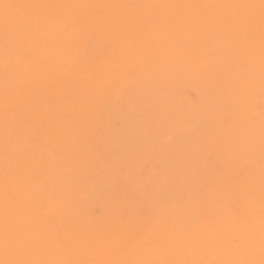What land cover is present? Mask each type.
Segmentation results:
<instances>
[{
	"label": "rangeland",
	"instance_id": "obj_1",
	"mask_svg": "<svg viewBox=\"0 0 264 264\" xmlns=\"http://www.w3.org/2000/svg\"><path fill=\"white\" fill-rule=\"evenodd\" d=\"M136 1L14 0V2L22 4L90 6L55 10V16L67 17L75 22L70 31L66 32L50 21L31 36L33 41L31 59L27 62L24 72L27 89L20 106L25 123L21 124L16 131L19 133L22 143L32 146L31 157L23 163L24 171L28 174L23 172L19 182L25 189L30 186L34 195L26 194L25 197L28 199L23 198L25 199L23 203L28 211L24 208L22 219L26 218L24 222L32 228L33 234L38 238L47 235L59 223L55 227H59L61 230L60 241L63 251L56 252L51 248H46L44 251L34 252L29 258H43V260H64L66 258L65 261L72 259L74 264H111L116 261L124 262V264H161L165 261H206L212 262V264L244 261L246 264H261L264 255L260 250V153L258 149L259 71H261L260 0H243V2L256 6L253 9L255 16L254 50L249 53L241 40L234 44L231 57H225L222 45L210 38V33L215 29L214 22L197 9L171 7L145 9L105 7L101 9L93 6H111L114 3L115 5H139V2H144L140 3L141 5H195L238 2V0ZM21 14H27V10H21ZM97 27L103 29L105 46L99 51L89 50L86 40L82 38ZM69 50L71 54H68ZM242 64L248 66V71H239L238 66ZM130 69L135 74V84L130 83ZM96 72L99 75H95ZM211 73L226 76L233 89L241 96L247 94L249 87L255 93L257 117L254 134L257 150L253 157V166L250 169L255 207L251 213L246 209L242 212L220 213L214 200L210 196H205L201 199V206L205 209L204 214L207 217L205 221L186 218L172 225L164 217L157 215L155 208L143 198L140 188L141 170L154 169L155 165L144 152L142 145L146 139L162 137L166 140L169 134L175 137L173 142L165 145L168 168L163 166L160 168L161 173H166L169 168L174 169V173L170 176V182L165 191L154 194L152 198L154 201L166 200L169 208L181 206L190 193L198 187L201 177L215 174L223 167L218 146H214L210 150L209 158L206 161L197 162L191 158V152L195 148L197 139L204 134L201 127L195 126L191 122L194 121L205 103V96L200 87L201 82ZM250 76L252 77L251 81L249 80ZM103 79L105 82L102 81ZM73 80L75 81L73 82ZM82 88L83 90H81ZM78 92L81 94L79 95ZM117 92L126 95L123 101L114 103V96ZM2 94L3 80L0 77V96ZM145 96L149 97L151 103L145 102ZM132 114H135V120L131 119ZM0 117H2V107H0ZM33 121L38 122L37 127L41 132L40 136H42H39V139H34L36 132L31 127ZM68 123L76 130L75 136H69L63 130ZM186 123L188 126H185ZM46 137H49V140ZM80 137L81 141H79ZM41 140L44 145L40 144ZM61 141L62 143H60ZM76 142L79 143L78 147L74 146ZM236 143L238 147L242 146L243 138L237 137ZM69 144L74 148L72 149ZM56 146L63 148L57 149ZM68 146L70 153L66 150ZM74 150L76 151L73 152ZM49 156L51 157L50 161L47 160ZM65 159L71 165L64 162ZM0 167V199H2L3 181L1 180H3L5 167L2 118H0ZM27 167L28 169H26ZM36 167L39 169L37 170ZM50 167H55V171ZM59 167L61 168L58 169ZM77 168L80 171L85 168L92 174L111 171L113 173L112 190L122 202L121 206L116 207L107 197L99 193L96 195L92 184L79 179L77 171L75 174L74 170H78ZM189 170H191V174L195 175V182L192 184H189V178L185 175ZM25 174L28 176L26 177ZM47 179L49 181L45 182ZM228 179L247 185L249 181L247 163L245 162L242 169L234 170ZM37 181L39 182L36 183ZM41 182L48 186L46 191H40V185L43 184ZM52 185L55 189L51 187ZM57 189L59 192H56ZM75 190H77L76 193H74ZM69 192L71 195L74 193L72 199L71 195L67 196ZM45 196L49 202L44 198ZM94 196L97 200L94 199ZM37 198L38 201H36ZM76 199L86 204H84L85 207H83L80 217L75 216L76 218H74L69 205ZM37 204H41V206ZM62 204L63 207H61ZM32 205L35 209L32 208ZM52 206L54 207L52 208ZM91 208L92 210H89ZM57 209H61V211ZM29 210L35 212V215L32 211L29 213ZM37 210L39 211L37 212ZM56 210L57 212L54 213ZM26 214L28 215L26 216ZM81 216L83 220H81ZM35 217L36 219H33ZM96 217L97 220H95ZM49 218L53 220L50 221ZM75 221L77 222L75 223ZM72 222L77 225V232L76 226ZM86 223L90 225L88 226ZM84 225L85 230L83 231ZM67 228H70L71 232ZM88 229H90L89 232ZM180 230H185L184 236L177 234ZM86 232L87 235H85ZM63 233L65 234L63 235ZM249 233L253 237L252 244L248 243ZM75 236L78 238L76 239ZM70 238L74 242L70 240L72 243H69ZM231 241H236V245H233ZM91 244H94L93 247ZM48 252L53 255L48 257ZM85 253H88L86 254L87 258ZM55 254L58 255L55 256ZM4 258L0 255V259ZM79 258L81 259L79 260Z\"/></svg>",
	"mask_w": 264,
	"mask_h": 264
},
{
	"label": "snow or ice",
	"instance_id": "obj_2",
	"mask_svg": "<svg viewBox=\"0 0 264 264\" xmlns=\"http://www.w3.org/2000/svg\"><path fill=\"white\" fill-rule=\"evenodd\" d=\"M71 7H90L89 5H54L47 3H18L14 0H0V77L3 80V94L0 96L2 107V120L4 127V175L3 195L0 199V264H74L65 260H43L29 258L34 252L51 248L53 251L62 250L60 241V228L53 227L46 236L37 238L32 228L24 222L22 214L25 205L23 198L34 195L29 186L25 189L19 182L24 172L23 163L31 157V145L22 143L16 129L25 121L21 115V102L27 89V81L24 78L26 64L31 59L33 41L31 36L40 31L50 21L61 27L64 31H70L75 23L72 19L55 16L56 9ZM97 8H194L210 18L215 29L210 33V38L222 45L223 55L231 57L233 46L243 41L249 53L255 46V16L254 4L243 2L228 3H204L195 5H98ZM21 10H27V14H21ZM259 23V47H260V90H259V142L260 153V250L264 255V0H260ZM246 29V30H245ZM82 39L87 42V49L99 51L105 46V38L102 27L91 30ZM68 54H71L70 50ZM239 71H248L247 65H239ZM252 77H249L251 81ZM130 83H136L134 72L129 70ZM201 90L205 96V103L195 117V126L201 127L204 134L195 143L191 152V158L197 162L206 161L210 150L214 146L220 149V158L223 167L215 174L201 177L198 187L190 193L181 206L169 208L166 200L154 201L153 195L165 191L170 182V176L174 169H168L161 173L160 168H168L165 145L175 139L169 134L167 139H146L142 145L143 150L153 161L155 168L141 170L140 188L144 200L151 204L157 215L164 217L170 224L175 225L180 221L191 218L205 221V209L201 206V199L210 196L220 213L242 212L245 209L251 213L255 207V194L251 182L250 169L253 166V157L257 150V141L254 134V124L257 117L256 99L254 90L249 87L247 94L241 96L233 89L226 76L211 73L201 82ZM125 93L117 92L113 102H121ZM145 102L151 103L148 96ZM135 120V114L131 115ZM38 122L33 121L32 129L38 139L41 135ZM188 126V123L185 124ZM64 131L71 136L76 133L73 126L68 123ZM232 138L229 139L228 137ZM242 137L243 144L238 147L236 138ZM247 163L249 169V181L247 185L230 181L228 176L234 170L242 169ZM79 179L91 183L94 193L105 196L116 207L122 202L112 190L111 171L98 174L89 173L87 170H77ZM185 175L189 178V184L195 182V175L191 170ZM47 185H40V191H46ZM85 205L80 201H72L70 211L73 216H79ZM185 235V230L177 233ZM252 234L248 235V243L252 244ZM236 245V241H231ZM111 264H124V262H111ZM161 264H212V262L189 261H165ZM224 264V262H217ZM227 264H246L244 261L227 262ZM261 264H264L262 259Z\"/></svg>",
	"mask_w": 264,
	"mask_h": 264
},
{
	"label": "bare ground",
	"instance_id": "obj_3",
	"mask_svg": "<svg viewBox=\"0 0 264 264\" xmlns=\"http://www.w3.org/2000/svg\"><path fill=\"white\" fill-rule=\"evenodd\" d=\"M112 1H113V0H112ZM135 1H136V0H135ZM138 1H140V0H138ZM138 1H136V2H138ZM141 1H142V0H141ZM143 1H144V0H143ZM149 1H151V0H149ZM149 1H148V2H149ZM136 2H134V3H136ZM146 2H147V1H146ZM140 3L143 4L144 2H143V3H142V2H139V5H141ZM148 4H149V3H148ZM150 4H151V3H150ZM155 4H156V2H155ZM114 5H115V3H114ZM144 9H145V8H144ZM112 10H113V9H112ZM146 12H147V11H146ZM155 16H157V15H155ZM158 16H159V15H158ZM110 44H111V43H110ZM148 52H149V51H148ZM148 52H147V53H148ZM143 53H144V52H143ZM143 53H142V54H143ZM140 54H141V53H140ZM137 56H138V55H137ZM108 57H109V56H108ZM141 57H143V56L141 55ZM130 63H131V62H130ZM143 63H144V62H143ZM108 64H109V63H108ZM65 65H66V64H65ZM66 66H67V65H66ZM66 66H65V67H66ZM94 66H95V65H94ZM98 66H99V65H98ZM106 66H107V64H106ZM101 67H102V66H101ZM99 68H100V67H99ZM140 68H141V67H140ZM92 69H93V67H92ZM109 69H110V68H109ZM142 69H143V68H142ZM142 69H141V70H142ZM136 70H137V69H136ZM98 71H99V70H98ZM258 71H259V70H258ZM112 72H113V71H112ZM259 72H260V71H259ZM63 73H65V72H63ZM97 73H98V72H96L95 75H96ZM100 73H101V72H100ZM113 73H114V72H113ZM113 73H112V74H113ZM136 73H138V72H136ZM102 74H103V73H102ZM259 74H260V73H259ZM95 75H94V76H95ZM97 75H99V74H97ZM75 76H76V74H75ZM110 76H111V74H110ZM99 77H100V76H99ZM112 77H113V76H112ZM73 78H74V77H73ZM94 78H95V77H94ZM101 78H102V77H101ZM104 78H105V77H104ZM257 78H258V77H257ZM259 78H260V77H259ZM69 79H70V78L68 77V80H69ZM74 79H75V78H74ZM95 79H97V78H95ZM71 80H72V78H71ZM71 80H70V83H71ZM105 80H106V79H105ZM74 81H75V80H73V82H74ZM102 81H104V79H103ZM102 81H101V82H102ZM104 82H105V81H104ZM104 82H103V83H104ZM113 83H114V82H113ZM67 84H68V82H67ZM106 84H107V82H106ZM68 86H70V85L68 84ZM71 86H72V85H71ZM82 86H83V85H82ZM107 86H108V85H107ZM109 86H110V85H109ZM86 87H87V86H86ZM78 88H80V87H78ZM69 89L71 90L72 88H69ZM69 89H68V90H69ZM103 89H104V88H103ZM109 89H110V88H109ZM81 90H83V88H82ZM77 91H78V90H77ZM98 91H99V90H98ZM69 92H70V91H69ZM72 92H73V91H72ZM74 92H75V90H74ZM76 93H77V92H76ZM83 93H84V92H83ZM67 94H68V93H67ZM72 94H73V93H72ZM78 94H79V92H78ZM80 94H81V93H80ZM80 94H79V95H80ZM63 97H64V95H63ZM65 97H66V96H65ZM78 97H79V96H78ZM66 100H67V99H66ZM84 102H85V101H84ZM64 103H65V102H64ZM85 103H86V102H85ZM90 104H91V103H90ZM92 104H93V103H92ZM91 107H92V105H91ZM93 108H94V107H93ZM64 109H65V108H64ZM87 113H88V111H87ZM87 113H86V114H87ZM187 113H188V112H187ZM190 113H191V112H190ZM86 114H83V115L86 116ZM88 114H89V113H88ZM88 114H87V115H88ZM74 115H75V114H74ZM77 115H78V114H77ZM89 115H90V114H89ZM89 115H88V116H89ZM81 117H82V116H81ZM95 117H96V116H95ZM70 119H71V118H70ZM87 119H88V118H87ZM87 122H88V121H87ZM60 123H61V122H60ZM82 123H84V122H82ZM90 124H91V123H90ZM190 124H191V123H190ZM62 126H63V125H62ZM62 126H61V127H62ZM75 126H76V125H75ZM79 126H80V124H79ZM91 126H92V125H91ZM94 126H95V125H94ZM62 128H63V127H62ZM79 128H80V127H79ZM79 128H78V129H79ZM88 128H90V127H88ZM80 129H81V128H80ZM63 130H64V129H63ZM77 132H79V131H77ZM148 132H149V131H148ZM55 133H56V132H55ZM77 134H78V133H77ZM89 134H90V133H89ZM43 135H44V134H43ZM50 135H51V134H50ZM54 135H56V134H54ZM81 135H82V134H81ZM81 135H80V136H81ZM62 136H63V135H62ZM74 136H75V135H74ZM74 136H73V137H74ZM40 137H42V136H40ZM64 137H65V136H64ZM67 137H68V136H67ZM46 138H47V137H46ZM48 138H49V137H48ZM48 138H47V139H48ZM71 138H72V137H71ZM38 139H39V138H38ZM77 139H79V138H77ZM81 139H82V138L80 137V140H79V141H81ZM48 140H49V139H48ZM64 140H65V139H64ZM64 140H63V141H64ZM66 140H67V138H66ZM83 140H84V139H83ZM86 140H87V138H86ZM90 140H91V139H90ZM43 141H44V139H43ZM40 142H41L40 144H43V143H42V140H41ZM46 142H47V141H46ZM71 142H72V141H71ZM73 142H74V141H73ZM34 143H35V142H34ZM60 143H62V141H61ZM81 143H82V142H81ZM29 144H30V143H29ZM66 144H67V143H66ZM71 144H72V143H71ZM77 144H79V143L76 142L75 145H74V144H72V145L78 147L79 145H77ZM43 145H44V144H43ZM56 145H57V144H56ZM58 145H59V143H58ZM84 145H85V144H84ZM87 145H88V144H87ZM34 146H35V145H34ZM69 146H71V145L69 144ZM69 146H68L67 149H66L67 152H68V148H69ZM74 146H73V147L71 146L72 149L74 148ZM31 147H32V146H31ZM42 147H43V146H42ZM44 147H46V146H44ZM65 147H66V146H65ZM65 147H64V148H65ZM71 147H70V148H71ZM81 147H82V146H81ZM86 147H87V146H86ZM36 148H38V147H36ZM56 148H57V146H56ZM59 148H60V147H59ZM59 148H57V149H59ZM61 148H63V147H61ZM61 148H60V149H61ZM43 149L45 150V148H43ZM77 149H78V148H77ZM41 150H42V149H41ZM47 150H48V148H47ZM63 150H64V149H63ZM69 151H70V150H69ZM75 151H76V150H74L73 152H75ZM88 151H89V149H88ZM42 152H43V151H42ZM65 152H66V151H65ZM73 152H72V153H73ZM101 152H102V150H101ZM57 153H58V152H57ZM60 153H61V152H60ZM60 153H59V154H60ZM68 153H70V152H68ZM98 153H99V151H98ZM46 154H47V153H46ZM49 154H50V152H49ZM63 154H64V151H63ZM95 154H96V153H95ZM99 154H100V153H99ZM33 155H34V152H33ZM42 155H43V154H42ZM42 155H41V156H42ZM61 155H62V154H61ZM36 156H38V155H36ZM36 156H35V157H36ZM41 156H40V158H42ZM51 156H52V155H51ZM56 156H57V155H56ZM68 156H69V155H68ZM97 156H98V155H97ZM33 157H34V156H33ZM53 157H54V155H53ZM50 158H51L50 156H49V159H48V157H47V160L50 161ZM63 158H65V157H63ZM73 158H74V157H73ZM73 158H72V159H73ZM87 158H88V157H87ZM96 158H97V157H96ZM121 158H122V157H121ZM36 159H37V158H36ZM38 159H39V158H38ZM69 159H70V157H69ZM69 159H68V160H69ZM74 159H76V158H74ZM83 159H84V158H83ZM32 160H33V159H32ZM40 160H41V159H40ZM44 160H45V158H44ZM70 160H71V159H70ZM26 161H27V160H26ZM34 161H35V160H34ZM34 161H33V162H34ZM56 161H57V160H56ZM71 161H72V160H71ZM71 161H70V162H71ZM30 162H31V161H30ZM36 162H37V160H36ZM41 162H42V161H41ZM61 162H62V161H61ZM64 162H67L66 159L64 160ZM27 163H28V162H27ZM31 163H32V162H31ZM37 163H38V162H37ZM37 163H35V165H37ZM68 163H69V161L67 162V164H68ZM96 163H97V162H96ZM101 163H103V162H101ZM2 164H3V163H2ZM62 164L65 165L64 163H62ZM69 164H70V163H69ZM93 164H94V162H93ZM29 165H30V164H29ZM31 165H32V164H31ZM59 165H60V164H59ZM70 165H71V164H70ZM82 165H83V164H82ZM96 165H97V164H96ZM98 165H99V163H98ZM1 166H3V165H1ZM45 166H46V165H45ZM53 166H54V165H53ZM60 166H61V165H60ZM67 166H68V165H67ZM67 166H66V167H67ZM83 166H84V165H83ZM90 166L92 167V165H90ZM105 166H106V165H105ZM105 166H104V167H105ZM33 167H34V165H33ZM39 167H40V166H39ZM39 167H38V169H39ZM69 167H70V166H69ZM23 168H24V167H23ZM40 168H41V167H40ZM50 168L52 169L53 167H50ZM54 168H55V167H54ZM54 168H53V169H54ZM56 168H57V166H56ZM60 168H61V167H59L58 169H60ZM86 168H87V167H86ZM92 168H93V167H92ZM0 169H1V167H0ZM26 169H28V167H27ZM29 169H30V168H29ZM32 169H33V168H32ZM36 169H37V167H36ZM38 169H37V170H38ZM77 169H78V168H77ZM88 169H90V168H88ZM24 170H25V169H24ZM33 170H34V169H33ZM41 170H42V169H41ZM61 170H62V169H61ZM67 170H68V169H67ZM78 170H79V169H78ZM81 170H82V169H81ZM84 170H85V168H84ZM90 170H91V169H90ZM106 170H107V169H106ZM106 170H105V171H106ZM46 171H47V170L45 169V173H46ZM51 171H52V170H51ZM54 171H55V169H54ZM56 171H57V170H56ZM70 171H71V170H70ZM75 171H77V170H74V172H75ZM82 171H83V170H82ZM95 171H96V170H95ZM1 172H2V171H1ZM29 172H30V171H29ZM49 172H50V171H49ZM65 172H66V171H65ZM71 172H72V171H71ZM24 173H27V172L24 171ZM24 173H23V174H24ZM45 173H44V174H45ZM51 173H52V172H51ZM51 173H50V174H51ZM54 173H55V172H54ZM62 173H63V172H62ZM23 174H22V175H23ZM27 174H28V173H27ZM37 174H38V173H37ZM44 174H42V175H44ZM50 174H48V175H50ZM58 174H59V173H58ZM75 174H76V172H75ZM97 174H98V173H97ZM25 175H26V174H25ZM69 175H70V173H69ZM72 175H73V173H72ZM27 176H28V175H26V177H27ZM30 176H31V175H30ZM36 176H37V175H36ZM36 176H35V177H36ZM37 177H38V176H37ZM54 177H55V176H54ZM65 177H66V175H65ZM68 177H69V176H68ZM29 178H30V177H29ZM40 178H42V176H40ZM40 178H39V179L37 178V179L41 181L42 179H40ZM59 178H60V177H59ZM63 178H64V177H63ZM66 178H67V177H66ZM37 179H36V180H37ZM49 179H50V178H49ZM53 179H54V178H53ZM71 179H72V178H71ZM21 180H23V179H21ZM29 180H31V179H29ZM33 180H34V179H33ZM54 180L56 181V179H54ZM67 180H68V179H67ZM78 180H79V179H78ZM78 180H77V181H78ZM1 181H3V180H1ZM43 181H44V180H43ZM46 181L48 182L49 180L47 179V180H45V182H46ZM51 181H52V180H51ZM22 182H23V181H22ZM38 182H39V181H37L36 183H38ZM71 182H72V180H71ZM73 182H75V181H73ZM79 182H80V180H79ZM81 182H82V181H81ZM83 182H84V181H83ZM0 183H1V182H0ZM23 183H24V182H23ZM27 183H30V182H27ZM31 183H32V182H31ZM36 183H35V184H36ZM41 183L44 184V182H41ZM75 183H76V182H75ZM75 183H74V184H75ZM126 183H127V182H126ZM20 184H21V183H20ZM25 184H26V183H25ZM83 184H85V183H83ZM36 185H37V184H36ZM31 186H32V185H31ZM37 186H38V185H37ZM37 186H36V187H37ZM53 186H54V185H52L51 187H53ZM71 186H72V185H71ZM77 186H78V185H77ZM79 186H80V184H79ZM79 186H78V187H79ZM84 186H85V185H84ZM86 186H87V185H86ZM38 187H39V186H38ZM61 187H62V186H61ZM78 187H77V188H78ZM33 188L35 189V186H34ZM53 188H54V187H53ZM53 188H51V189H53ZM69 188H70V187H69ZM74 188H76V187H74ZM1 189H2V188H1ZM36 189H37V188H36ZM54 189H55V188H54ZM87 189H88V188H87ZM64 190H65V189H64ZM66 190H67V189H66ZM70 190H71V189H70ZM72 190H73V189H72ZM32 191H33V190H32ZM52 191H53V190H52ZM68 191H69V190H68ZM76 191H77V190H75L74 193H76ZM34 192H35V190H34ZM37 192H38V191H37ZM39 192H40V191H39ZM47 192H48V191H47ZM56 192H59V190L57 189ZM56 192H55V193H56ZM62 192H63V191H62ZM64 192H65V191H64ZM70 192H71V191H70ZM70 192H69V195H67V196H70V195H71ZM35 193H36V192H35ZM42 193H43V192H42ZM65 193H66V192H65ZM74 193H73V194H74ZM82 193H83V192H82ZM38 194H39V193H38ZM46 194H47V193H46ZM46 194H45V195H46ZM73 194L70 196L71 199H72ZM78 194H79V193H78ZM86 194H88V193H86ZM55 195H56V194H55ZM55 195H53V196H55ZM63 195H64V194H63ZM89 195H90V194H89ZM94 195H95V194H94ZM96 195H97V193H96ZM25 196H26V195H25ZM49 196H50V195H49ZM77 196H78V195H77ZM73 197H74V196H73ZM80 197L83 198L82 196H80ZM97 197H99V196H97ZM1 198H2V197H1ZM25 198L28 199V197H25ZM30 198H31V197H30ZM44 198H46V196H45ZM48 198H50V197H48ZM64 198H65V197H64ZM66 198H67V197H66ZM76 198H77V197H76ZM89 198H90V197H89ZM32 199H33V198H32ZM39 199H40V198H39ZM78 199H79V197H78ZM78 199H76V201H77ZM94 199H96L95 196H94ZM94 199H93V200H94ZM23 200H25V199H23ZM43 200H44V199H43ZM43 200H42V201H43ZM46 200L48 201L47 198H46ZM46 200H45V202H46ZM50 200H51V199H50ZM74 200H75V199H74ZM90 200H91V199H90ZM93 200H92V201H93ZM96 200H97V199H96ZM100 200H101V199H100ZM28 201H29V200H28ZM32 201H33V200H32ZM36 201H38V198H37ZM40 201H41V200H40ZM52 201H53V200H52ZM69 201H70V200H69ZM81 201H82V200H81ZM92 201H91V202H92ZM33 202H34V201H33ZM33 202H32V203H33ZM45 202H44V203H45ZM48 202H49V201H48ZM54 202H55V201H54ZM58 202H59V201H58ZM84 202H85V201H84ZM50 203H51V202H50ZM50 203H49V204H50ZM55 203H56V202H55ZM67 203H68V202H67ZM67 203H66V204H67ZM70 203H71V202H70ZM87 203H88V201H87ZM98 203H99V202H98ZM30 204H31V203H30ZM49 204H48V205H49ZM57 204H58V203H57ZM84 204H86V203H84ZM33 205H35V204H33ZM33 205H32V208H34ZM37 205H38V204H37ZM39 205L41 206V204H39ZM39 205H38V206H39ZM43 205H44V204H43ZM52 205H54V204L52 203ZM44 206H45V205H44ZM56 206H57V205H56ZM64 206H65V205H64ZM86 206H87V205H86ZM91 206H92V205H91ZM53 207H54V206H52V208H53ZM61 207H63V204H62ZM69 207H70V205H69ZM69 207H68V208H69ZM84 207H85V206H84ZM88 207H89V206H88ZM26 208H27V207H26ZM26 208H25V210H27ZM30 208H31V207H30ZM37 208H38V207H37ZM59 208H60V206H59ZM94 208H95V207H94ZM34 209H35V208H34ZM39 209H41V208H39ZM44 209H45V208H44ZM63 209H64V208H63ZM66 209H67V208H66ZM52 210H54V209H52ZM57 210H58V209H57ZM57 210H56L54 213H56ZM64 210H65V209H64ZM89 210H92V208L89 209ZM27 211H28V210H27ZM30 211H32V210H29V213H30ZM38 211H39V210H37V212H38ZM58 211H61V209L58 210ZM62 211H63V210H62ZM65 211H66V210H65ZM25 212H26V211H25ZM32 212H33V211H32ZM37 212H36V213H37ZM41 212H42V211H41ZM50 212H51V211H50ZM63 212H64V211H63ZM63 212H62V213H63ZM33 213H34V215H35V212H33ZM42 213H43V212H42ZM60 213H61V212H60ZM37 214H38V213H37ZM58 214H59V213H58ZM58 214H56V215H58ZM65 214H66V213H65ZM86 214H87V213H86ZM98 214H99V213H98ZM27 215H28V214H26V216H27ZM31 215H32V214H31ZM41 215H42V214H41ZM59 215H60V214H59ZM29 216H30V215H29ZM49 216H50V215H49ZM51 216H52V215H51ZM66 216H68V215H66ZM90 216H91V215H90ZM22 217H23V214H22ZM30 217H31V216H30ZM58 217H61V216H58ZM58 217H57V218H58ZM73 217L76 218L75 216H73ZM79 217H80V215H79ZM51 218H52V217H51ZM61 218H62V217H61ZM70 218H71V215H70ZM81 218H82L81 220H83V217H82V216H81ZM101 218H102V215H101ZM25 219H26V218H25ZM25 219H24V220H25ZM28 219H29V218H28ZM33 219H36V217L33 218ZM54 219L56 220V218H54ZM62 219H63V218H62ZM68 219H69V218H68ZM71 219L73 220V218H71ZM78 219H79V218H78ZM37 220H38V218H37ZM49 220H50V218H49ZM51 220H53V219H51ZM51 220H50V221H51ZM65 220H66V219H65ZM76 220H77V219H76ZM81 220H80V221H81ZM95 220H97V217H96ZM102 220H103V219H102ZM31 221H32V220H31ZM33 221H34V220H33ZM33 221H32V222H33ZM40 221H41V220H40ZM50 221H49V223H50ZM60 221H61V220H60ZM77 221H78V220H77ZM77 221H75V223H76ZM80 221H79V222H80ZM91 221H93V220H91ZM99 221H101V220H99ZM38 222H39V221H38ZM53 222L55 223V221H52V223H53ZM68 222L70 223L71 221H68ZM96 222L98 223V221H96ZM34 223H35V222H34ZM49 223H48V225H49ZM69 223H68V227H69V225H70ZM72 223H73V222H72ZM81 223H82V222H81ZM90 223H91V222H90ZM36 224H37V223H36ZM57 224H59V223H57ZM57 224H56V225H57ZM66 224H67V223H66ZM79 224H80V223H79ZM83 224H84V223H83ZM86 224H88V223H86ZM33 225H34V224H33ZM50 225H51V224H50ZM52 225H53V224H52ZM56 225H55V226H56ZM60 225H61V223H60ZM73 225H74V223H73ZM80 225H81V224H80ZM89 225H90V224H88V226H89ZM66 226H67V225H66ZM74 226H76V227H75V230H76L77 225H74ZM81 226H82V225H81ZM81 226H79V228H80ZM49 227H50V226H49ZM52 227H53V226H52ZM63 228H64V227H63ZM82 228H83V227H82ZM36 229H37V227H36ZM46 229H47V228H46ZM50 229H51V228H50ZM61 229H62V228H61ZM67 229H68V231H69L70 228H67ZM80 229H81V228H80ZM93 229H94V228H93ZM47 230H48V229H47ZM65 230H66V227H65ZM70 230H71V229H70ZM73 230H74V228H73ZM84 230H85V225H84V229H83V231H84ZM86 230H87V229H86ZM37 231H38V230H37ZM37 231H36V232H37ZM60 231H61V230H60ZM79 231H80V230H79ZM89 231H90V229H88V232H89ZM66 232H67V231H66ZM66 232H65V233H66ZM69 232H71V231H69ZM76 232H77V230H76ZM91 232H92V231H91ZM39 233H40V230H39ZM43 233H44V232H43ZM65 233H63V235H64ZM72 233H73V232H72ZM40 234H41V233H40ZM68 234H69V233H68ZM80 234H82V233L80 232ZM83 234H85V233H83ZM88 234H89V233H88ZM34 235H35V234H34ZM63 235H62V236H63ZM66 235H67V234H66ZM75 235H76V234H75ZM78 235H79V233H78ZM85 235H87V232H86ZM45 236H46V235H45ZM36 237L38 238V236H36ZM63 237H64V236H63ZM70 237H71V236H70ZM73 237H74V236H73ZM82 237H83V236H82ZM65 238H66V236H65ZM75 238L77 239L78 237L75 236ZM79 238H80V237H79ZM83 238H84V237H83ZM83 238H82V239H83ZM60 239H61V238H60ZM70 240H71V238L69 239V243H72L71 241H73V240H71V241H70ZM88 240H89V239H88ZM90 240H91V239H90ZM90 240H89V241H90ZM66 241H67V240H66ZM80 241H81V240H80ZM73 242H74V241H73ZM78 242H79V240H78ZM86 242H87V241H86ZM76 243H77V242H76ZM94 243H95V242H94ZM73 244H74V243H73ZM82 244H83V243H82ZM86 244H87V243H86ZM61 245H62V244H61ZM64 245H65V244H64ZM70 245H71V244H70ZM77 245H78V244H77ZM91 245H92V244H91ZM93 245H94V244H93ZM93 245H92L91 247H93ZM96 245H97V244H96ZM78 246L81 247V245H78ZM84 246H85V244H84ZM84 246H83V247H84ZM62 247H63V245H62ZM64 247H66V246H64ZM91 247H90V248H91ZM49 249H50V248H49ZM65 249H66V248H65ZM73 249H74V248H73ZM77 249H78V247H77ZM43 251H44V250H43ZM47 251H48V249H47ZM62 251H63V250H62ZM74 251H75V250H74ZM77 251H78V250H77ZM61 253H63V252H61ZM90 253H91V252H90ZM45 254H46V253H45ZM47 254L49 255L48 257H50V256L53 255V254H52V255L49 254V252H48ZM58 254H59V253H58ZM58 254H55V256L58 255ZM66 254H67V252H66ZM71 254H72V252H71ZM73 254H74V253H73ZM81 254H82V253H81ZM86 254H88V253H85V257H86ZM61 255H62V254H61ZM78 255H80L79 252H78ZM36 256H37V255H36ZM38 256H39V255H38ZM58 256H60V254H59ZM63 256H64V255H63ZM63 256H62V257H63ZM67 256H68V254H67ZM39 257H40V256H39ZM83 257H84V256H83ZM83 257H82V258H83ZM46 258H47V255H46ZM56 258H57V257H56ZM58 258H59V257H58ZM60 258H61V257H60ZM86 258H87V257H86ZM42 259H43V258H42ZM49 259H50V258H49ZM54 259H55V258H54ZM65 259H66V258H64V260H65ZM68 259H69V257H68ZM80 259H81V258H79V260H80ZM97 259H98V258H97ZM46 260H47V259H46ZM56 260H57V259H56ZM58 260H59V259H58ZM71 260H72V259H71ZM71 260H70V261H71ZM82 260L84 261V259H82ZM82 260H81V261H82ZM66 261H69V260H66ZM83 261H82V262H83ZM85 261H86V260H85ZM76 262H77V260H76ZM88 262H89V261H88ZM93 262H94V261H93ZM79 263H81V262H79ZM86 263H87V262H86ZM76 264H77V263H76ZM87 264H89V263H87Z\"/></svg>",
	"mask_w": 264,
	"mask_h": 264
}]
</instances>
